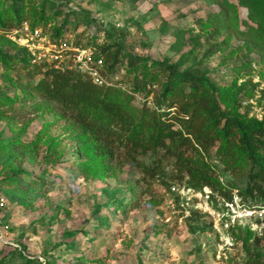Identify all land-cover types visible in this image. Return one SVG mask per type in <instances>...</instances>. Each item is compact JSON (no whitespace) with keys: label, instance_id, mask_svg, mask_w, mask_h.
I'll return each mask as SVG.
<instances>
[{"label":"rangeland","instance_id":"374dc122","mask_svg":"<svg viewBox=\"0 0 264 264\" xmlns=\"http://www.w3.org/2000/svg\"><path fill=\"white\" fill-rule=\"evenodd\" d=\"M1 1L36 8L45 4L51 15L61 10L41 26L48 35L69 12H77L67 17L59 37L64 41L86 44L94 34L99 42L108 32L126 52L167 61L178 71L194 66L205 70L214 83L229 85L251 76L259 79L257 86H264L259 64L255 63L253 72L238 75L233 69L238 61H225L222 51L205 56L209 44L200 34L197 19L219 10L207 0ZM228 1L237 5L240 20H246L245 8L237 0ZM117 28L124 31H114ZM0 37L6 38L2 30ZM2 73L0 68V95H12L14 88L3 82ZM122 76L120 69L114 80ZM41 101L33 96L24 109L15 104L9 116L0 118V140L26 143L35 139L43 122L53 121L51 115L33 112L32 104ZM133 104L141 103L137 98ZM239 114L245 115L241 109ZM78 131L66 118L59 119L19 167L2 169L0 157V182L15 173L25 178L19 170L30 180L45 182L21 198L1 186L0 264H243L249 252H264V207L242 202L236 189L231 191V201L206 187L191 189L182 171L167 160L155 164L149 153L138 157L146 169L120 156L105 171L90 175L79 166L83 156L74 136ZM52 138L59 142L54 148ZM219 179L244 187L225 173ZM114 200L122 201L124 212L108 209L107 203ZM225 203L234 204V212Z\"/></svg>","mask_w":264,"mask_h":264},{"label":"trees","instance_id":"16d2710c","mask_svg":"<svg viewBox=\"0 0 264 264\" xmlns=\"http://www.w3.org/2000/svg\"><path fill=\"white\" fill-rule=\"evenodd\" d=\"M207 1L219 10L197 19L200 34L209 44L205 56L222 51L225 61H238L233 68L238 75L253 72L252 65L257 63L264 77V0H237L246 10V20H240L237 5L228 0ZM60 14L61 10L47 14L45 4L36 8L25 7L23 2L5 5L0 0V30L6 35L9 29L23 22L32 28H42L50 17ZM70 14L52 31L50 39H59ZM97 39L93 34L86 44L67 42L83 49H96L108 81L102 86L94 84L79 70L31 65L26 50L0 37L3 82L14 88L12 95H0V118L9 116L15 104L24 109L33 96L42 100L32 104L33 112L53 117V121L43 122L42 129L30 142L22 143L15 138L0 140L1 168L19 167L23 157L32 154L38 143L46 140L49 126L66 118L79 129L74 134L82 145L83 160L79 166H84L90 175L105 171L110 161L121 157L146 169L138 157L149 153L155 157V164L167 160L182 171L191 189L201 191L206 187L228 201L231 191L236 189L242 202L263 208L264 115L257 120L247 112L239 114L241 100L252 96L257 87L252 77L221 85L210 81L205 70H196L194 66L178 71L176 65L167 61H150L126 52L108 32L99 42ZM120 69L124 70V76L114 80ZM150 95L152 105L147 106ZM137 98L139 106L133 104ZM261 101L264 105V89ZM50 143L54 148L59 142L52 138ZM19 171L25 178L15 173L0 182V189L8 187V192L21 198L45 183L30 180L27 173ZM220 173L242 181L244 187L221 182ZM121 203L110 201L107 207L124 212ZM243 264H264V252H249Z\"/></svg>","mask_w":264,"mask_h":264},{"label":"built area","instance_id":"2783aa9c","mask_svg":"<svg viewBox=\"0 0 264 264\" xmlns=\"http://www.w3.org/2000/svg\"><path fill=\"white\" fill-rule=\"evenodd\" d=\"M5 37L18 48L26 50L31 65L46 64L58 70H79L87 74L90 80L98 86L107 85L106 73L101 58H97L94 47L83 49L67 41L50 39V35L41 28H32L27 22L19 27L9 29ZM255 68V65H252ZM257 84L259 79H252ZM258 85V84H257ZM257 87L259 90H256ZM250 97H244L240 109L249 117L261 120L264 115V105L261 101L263 84L257 86ZM152 104L151 97L146 99V105ZM234 212L232 203H225Z\"/></svg>","mask_w":264,"mask_h":264}]
</instances>
